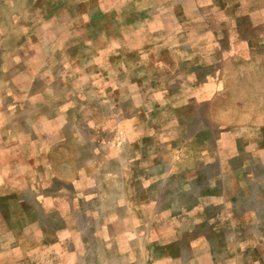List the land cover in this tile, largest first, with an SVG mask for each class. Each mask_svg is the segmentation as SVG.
<instances>
[{
  "label": "rangeland",
  "instance_id": "374dc122",
  "mask_svg": "<svg viewBox=\"0 0 264 264\" xmlns=\"http://www.w3.org/2000/svg\"><path fill=\"white\" fill-rule=\"evenodd\" d=\"M0 264H264V0H0Z\"/></svg>",
  "mask_w": 264,
  "mask_h": 264
}]
</instances>
